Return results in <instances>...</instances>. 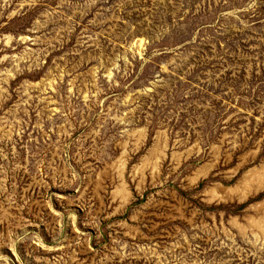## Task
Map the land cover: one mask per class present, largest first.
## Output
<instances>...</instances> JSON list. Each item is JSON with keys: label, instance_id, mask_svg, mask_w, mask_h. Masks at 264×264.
<instances>
[{"label": "rangeland", "instance_id": "1", "mask_svg": "<svg viewBox=\"0 0 264 264\" xmlns=\"http://www.w3.org/2000/svg\"><path fill=\"white\" fill-rule=\"evenodd\" d=\"M0 264H264V0H0Z\"/></svg>", "mask_w": 264, "mask_h": 264}]
</instances>
